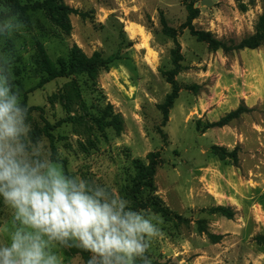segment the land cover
I'll list each match as a JSON object with an SVG mask.
<instances>
[{
  "label": "rangeland",
  "instance_id": "374dc122",
  "mask_svg": "<svg viewBox=\"0 0 264 264\" xmlns=\"http://www.w3.org/2000/svg\"><path fill=\"white\" fill-rule=\"evenodd\" d=\"M42 1L0 0V17L8 16L13 3ZM202 1L64 0L79 12L71 15L70 35L43 10L25 11L26 20L17 14L0 21V78L29 110L30 131L22 137L28 154L63 174L56 160L66 161L77 185L84 182L90 193L124 201L126 210L155 226L157 234L146 238V251L133 264H264V45L214 50L188 26L192 6L199 12L191 26L233 48L255 33L264 0H211L209 7ZM162 17L182 55L175 76L180 91L164 127L161 106L172 86L163 72L176 67V45L163 32ZM74 45L89 57L120 52V59L95 78L48 81ZM220 67L238 70L240 79L218 84ZM240 105L251 111L227 126L208 128ZM108 107L122 116V134L103 120ZM216 147L235 152L237 163ZM149 154L159 161L153 187L134 192V162L150 165ZM152 203L170 213L164 216ZM219 206L234 216L214 212ZM18 227L13 209L0 198V245ZM48 252L58 264H88L92 258L75 239L50 241Z\"/></svg>",
  "mask_w": 264,
  "mask_h": 264
},
{
  "label": "clouds",
  "instance_id": "9594fccd",
  "mask_svg": "<svg viewBox=\"0 0 264 264\" xmlns=\"http://www.w3.org/2000/svg\"><path fill=\"white\" fill-rule=\"evenodd\" d=\"M26 109L0 78V198L20 227L0 245V264H58L48 242L69 239L91 254L88 264H133L155 226L125 202L90 193L51 164L33 160L22 137Z\"/></svg>",
  "mask_w": 264,
  "mask_h": 264
},
{
  "label": "trees",
  "instance_id": "16d2710c",
  "mask_svg": "<svg viewBox=\"0 0 264 264\" xmlns=\"http://www.w3.org/2000/svg\"><path fill=\"white\" fill-rule=\"evenodd\" d=\"M27 10H43L47 15L48 19L61 32L67 35H70L73 31L71 15L79 13L78 10L73 9L68 5H66L64 0H43L42 2H36L32 5H25V6H21L17 2L13 3V5L11 6V11L8 14V16H15L19 14L20 19L26 20V15L24 12ZM189 11L190 13L188 16V26L191 35L194 36L198 42H207L214 50L220 48L223 49L225 52H228L230 50H243V49L255 50L264 45V12L258 19V22L255 27V33L252 36L241 40L239 44L235 45L233 48H229L226 43L217 40L212 35V33L201 30H195L191 26V23L194 19H196L199 11L197 9H194L192 6L190 7ZM8 16L0 17V21H2ZM161 24L163 27V32L168 35H171L174 38L176 45V48L173 51V54L175 56L176 67L172 71L163 72V75L166 77L167 82L172 86L171 93L166 96L165 102L161 106V110L163 114L161 126L164 127L168 122L169 110L173 107L176 99L178 98V94L180 91V87L178 85L177 80L175 79V76L179 72L178 62L182 60V55L180 53V44L176 40V36L172 34V29L168 26L167 21L163 17L161 19ZM119 59H120V52H117L116 54H113L105 58L102 56L100 52L96 51L92 56L89 57L82 51L81 48H79L77 45H74L69 52L67 62H65L64 60H59V67H55L49 72L48 81L58 78H68L70 76L82 75V74H86L91 78H95L99 69L111 65ZM22 106L26 109V111H29L26 108L25 103H23ZM249 111L251 110L247 108L245 105H240L236 110L229 112L218 122L209 124L208 128L227 126L233 120L238 119L241 115ZM106 119H107L106 123L108 126L112 127L118 134H122V132L124 131V120L120 114L118 113L115 114L112 111V108L108 107L107 111L105 112L103 120L105 121ZM45 130L51 141V144L53 145L54 136L50 132L51 126L48 122L45 125ZM159 132L163 136V138L166 139V134H164L161 129H159ZM216 148L222 151L223 154H226L234 158L235 163H237L238 160L236 158L235 152L228 153L225 148H220V147H216ZM148 157L152 159L150 165L148 166L144 165L140 160H136L134 162L135 168L138 170V182L133 187L134 192L137 191V189L140 186L153 187L152 180L155 175L156 167L158 166L159 161L157 159V156H153V154H149ZM56 161L62 164L65 176L75 181L72 175L68 173L67 162L64 160H56ZM151 206L154 207L156 210L159 211L161 210L163 215L166 217L168 213H170L168 208H160L159 206H157V203H152ZM214 212H219L223 216L229 218H232L234 216L233 212H230L229 208H225L222 206L215 208Z\"/></svg>",
  "mask_w": 264,
  "mask_h": 264
},
{
  "label": "crops",
  "instance_id": "0c3cea01",
  "mask_svg": "<svg viewBox=\"0 0 264 264\" xmlns=\"http://www.w3.org/2000/svg\"><path fill=\"white\" fill-rule=\"evenodd\" d=\"M216 77L219 78L218 84H228L227 82L232 79H240V74L238 70L230 71L225 67H220L219 70L216 71ZM224 78V79H223ZM213 100L215 97L212 98Z\"/></svg>",
  "mask_w": 264,
  "mask_h": 264
},
{
  "label": "water",
  "instance_id": "95a60500",
  "mask_svg": "<svg viewBox=\"0 0 264 264\" xmlns=\"http://www.w3.org/2000/svg\"><path fill=\"white\" fill-rule=\"evenodd\" d=\"M202 4H203V5H206V6L209 7V6L212 5V2H211V0H203V1H202Z\"/></svg>",
  "mask_w": 264,
  "mask_h": 264
},
{
  "label": "bare ground",
  "instance_id": "6f19581e",
  "mask_svg": "<svg viewBox=\"0 0 264 264\" xmlns=\"http://www.w3.org/2000/svg\"><path fill=\"white\" fill-rule=\"evenodd\" d=\"M130 30H131V31L134 33V31H133L132 27L130 28ZM130 30H129V31H130ZM142 46H143V45H142Z\"/></svg>",
  "mask_w": 264,
  "mask_h": 264
}]
</instances>
